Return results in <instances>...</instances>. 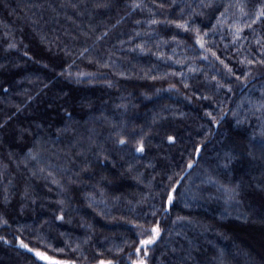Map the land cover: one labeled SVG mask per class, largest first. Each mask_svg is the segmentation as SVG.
<instances>
[{
	"label": "trees",
	"instance_id": "1",
	"mask_svg": "<svg viewBox=\"0 0 264 264\" xmlns=\"http://www.w3.org/2000/svg\"><path fill=\"white\" fill-rule=\"evenodd\" d=\"M261 11L0 0V264H264Z\"/></svg>",
	"mask_w": 264,
	"mask_h": 264
},
{
	"label": "snow or ice",
	"instance_id": "2",
	"mask_svg": "<svg viewBox=\"0 0 264 264\" xmlns=\"http://www.w3.org/2000/svg\"><path fill=\"white\" fill-rule=\"evenodd\" d=\"M133 7H139L138 4H134ZM241 11H243V9H241ZM260 17H264V11H261L258 13L257 15V18L259 19ZM151 23H156V21H150ZM256 21L253 20V23H255ZM178 27H187L186 24H182V25H178ZM247 27H251V24L247 25ZM241 29L240 28H236V34L238 35L240 33ZM196 43L201 47V48H204V40L199 36L197 35V39H196ZM213 55H215V53H213ZM206 58V57H205ZM264 62V61H262ZM221 63H223V61H221ZM248 63H252V61H248ZM231 71V70H230ZM245 75H248L247 73H245ZM168 141L169 142H173L174 141V137L172 136H169L168 137ZM118 143L120 144H125L126 141L124 139H120L118 141ZM135 151L136 152H143L144 151V144H143V138H141V141L138 142V146L135 148ZM200 149L197 148V152H199ZM189 167H191L192 165L189 164L188 165ZM55 182V181H54ZM175 190V186H173V191H169L168 192V196H167V203L169 205H171L174 201V195H173V192ZM58 220H62L63 219V216H58L57 217ZM151 232H152V236L147 239V240H141L140 241V244L141 245H150V244H153L157 238L160 236V229L158 226H153L151 228ZM20 246L27 249L28 251L30 252H34V256L38 259V260H41V261H47L48 264H74V262H69V261H59V260H55L53 259L52 257L46 255L44 252H41V251H36V250H33L31 248H29V245L28 244H25L22 240L20 241ZM140 249L138 248L137 249V252L139 253ZM145 255H147V252H145ZM99 264H112L111 261H100ZM133 264H145V261L143 259H140L138 261H134Z\"/></svg>",
	"mask_w": 264,
	"mask_h": 264
},
{
	"label": "rangeland",
	"instance_id": "3",
	"mask_svg": "<svg viewBox=\"0 0 264 264\" xmlns=\"http://www.w3.org/2000/svg\"><path fill=\"white\" fill-rule=\"evenodd\" d=\"M53 258V257H52ZM53 259H55V260H59V261H62V260H60V259H57V258H53ZM43 262H45V263H47L48 264V262L47 261H43ZM99 264V263H98Z\"/></svg>",
	"mask_w": 264,
	"mask_h": 264
}]
</instances>
